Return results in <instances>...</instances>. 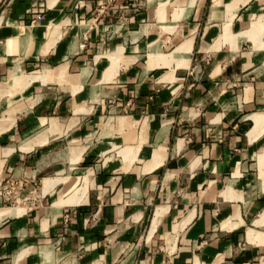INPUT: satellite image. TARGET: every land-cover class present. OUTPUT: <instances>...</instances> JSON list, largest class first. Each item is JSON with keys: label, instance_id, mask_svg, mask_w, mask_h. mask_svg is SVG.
I'll return each instance as SVG.
<instances>
[{"label": "crops", "instance_id": "obj_1", "mask_svg": "<svg viewBox=\"0 0 264 264\" xmlns=\"http://www.w3.org/2000/svg\"><path fill=\"white\" fill-rule=\"evenodd\" d=\"M0 264H264V0H0Z\"/></svg>", "mask_w": 264, "mask_h": 264}, {"label": "rangeland", "instance_id": "obj_2", "mask_svg": "<svg viewBox=\"0 0 264 264\" xmlns=\"http://www.w3.org/2000/svg\"><path fill=\"white\" fill-rule=\"evenodd\" d=\"M10 188H13L14 190H12V192H19L18 187L15 186L14 184H12V186H10L8 189H7V193L8 191H11ZM14 196H16L14 193L11 194L9 196H7V200L2 204V207H13V206H23V204L25 205L24 207L26 208L27 206H31V205H26L27 202H23V200H19V198L17 199V196L16 198H14ZM28 202L29 203H32V198H29L28 199Z\"/></svg>", "mask_w": 264, "mask_h": 264}, {"label": "built area", "instance_id": "obj_3", "mask_svg": "<svg viewBox=\"0 0 264 264\" xmlns=\"http://www.w3.org/2000/svg\"><path fill=\"white\" fill-rule=\"evenodd\" d=\"M86 39V37H84ZM83 46V45H82ZM9 187L12 186V184H9L8 185ZM10 190H13V188H10ZM10 192V191H9Z\"/></svg>", "mask_w": 264, "mask_h": 264}]
</instances>
